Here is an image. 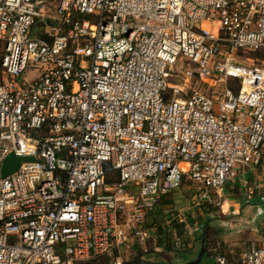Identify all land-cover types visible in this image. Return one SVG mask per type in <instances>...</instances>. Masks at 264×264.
<instances>
[{"label": "built area", "instance_id": "2783aa9c", "mask_svg": "<svg viewBox=\"0 0 264 264\" xmlns=\"http://www.w3.org/2000/svg\"><path fill=\"white\" fill-rule=\"evenodd\" d=\"M263 156L264 0H0V264L148 253L162 196L215 203Z\"/></svg>", "mask_w": 264, "mask_h": 264}, {"label": "crops", "instance_id": "0c3cea01", "mask_svg": "<svg viewBox=\"0 0 264 264\" xmlns=\"http://www.w3.org/2000/svg\"><path fill=\"white\" fill-rule=\"evenodd\" d=\"M262 172L264 173V156L258 167H250L244 170L243 173L238 174L232 181L233 183L237 182L235 186H237L238 189L242 188V193H240L239 196L228 194L230 192L227 193L225 189H223L222 199H220L228 203L230 207L228 206L229 208L225 211L215 213L219 218V220L213 224L218 229L217 236L215 237V249L208 250L206 254L208 261H204V264H217V256L226 258L228 264H239V256L242 251L252 247L264 246V174ZM245 184L250 186L249 194L246 193ZM242 201L244 204L249 205V207L246 206L243 210ZM252 202L260 204V206L263 207V209L260 208L258 211V215L253 216V218L250 216V206L253 205ZM209 203L213 204L214 201ZM216 205L219 207L220 203L217 201ZM259 221H261L260 226L254 224ZM199 233L200 230L197 231V234ZM155 235L157 236L156 233ZM180 242L182 244V241ZM129 245L133 249V244L130 243ZM196 248L195 242L191 239L187 245V249L196 252ZM154 252L161 253L163 251L161 248L155 247ZM144 264L158 263H156V261H145Z\"/></svg>", "mask_w": 264, "mask_h": 264}, {"label": "rangeland", "instance_id": "374dc122", "mask_svg": "<svg viewBox=\"0 0 264 264\" xmlns=\"http://www.w3.org/2000/svg\"><path fill=\"white\" fill-rule=\"evenodd\" d=\"M245 52V51H244ZM242 56H245V53H242ZM238 55V54H237ZM239 56V55H238ZM176 70L178 71L176 74L179 78L182 77V73L183 70L185 68V66H180L179 64L175 65ZM36 78V76L34 77L33 74H29L28 72H25L24 74H22L18 81L19 82H32L34 79ZM203 90L205 92H208L211 94V92H214L213 94L218 95V93L220 92L219 88L216 89H212L211 91H208L207 89H205V87H203ZM263 171V169H262ZM263 173V172H262ZM264 174V173H263ZM262 179V178H261ZM237 183V182H236ZM236 183H230L227 184L224 189L227 192V190H230V193L228 194H233L234 196H239L241 192V189H238L237 186H235ZM245 188H246V193L249 194L250 193V186L245 184ZM231 187V188H229ZM236 192V194H234V192ZM198 195L195 193V191L192 189V187L185 181L182 186L174 191L169 192L168 194V198L169 200H171L173 202V205L171 206H166L162 208L161 213H165V220H164V226L166 227H171L170 226V222L171 220H168V215H174V217H176V220L181 223L182 221L186 223L185 225V229L187 230V233L189 234V238L191 239V237H195V234L197 233V231L200 230V223H198L197 217L202 214V211L200 209V204H202L203 202L201 200H199V198L197 197ZM222 199V198H221ZM221 199H218V202L220 203V206L218 207L216 204L217 202H215V204H211V207L215 208L217 212L219 211H225L227 210L230 205L228 203H225V201H221ZM241 202V201H239ZM242 209L244 210V208L247 206L249 207V205L244 204V202L242 201ZM250 204V203H248ZM253 205H251V218H253V216L258 215V211L260 210V208L263 209V207L260 206V204H256L255 202H252ZM229 206V207H228ZM221 209V210H220ZM187 215H189L191 222L188 223L186 222V217ZM198 215V216H197ZM156 213L155 210L153 209L151 212H149L145 218V229L147 230H151L149 229L148 225L149 223H151L153 221V219L155 218ZM201 218L203 219V216H201ZM188 223V224H187ZM216 223V220H213L211 224ZM261 221L259 222H255L254 224L260 226ZM199 229V230H198ZM156 233V230L153 228L151 230V233L156 237L154 231ZM157 234V233H156ZM158 235V234H157ZM190 239L186 242V244H181V240L176 239V246L178 248H180V250H183V246H186L187 249V245L190 242ZM130 243L133 244V248L130 245H127L126 247H122L121 252L119 254V257L116 261H108L104 264H123V263H127V262H133V264H144L145 261L147 262H151V261H156V263L158 264H187L190 263L192 261H194L197 257V254L195 251H179L176 253L173 252H161V253H156L153 252V250H150L152 248V246L148 249V252H152V253H148L145 255L140 256L141 260H139V262L134 263L136 257H139V255L142 252V250L134 244L133 241H131ZM129 244V243H128ZM148 248V246H147ZM138 261V260H137ZM204 261H208V257L206 255H204V257L202 258L201 262L199 264H204Z\"/></svg>", "mask_w": 264, "mask_h": 264}, {"label": "trees", "instance_id": "16d2710c", "mask_svg": "<svg viewBox=\"0 0 264 264\" xmlns=\"http://www.w3.org/2000/svg\"><path fill=\"white\" fill-rule=\"evenodd\" d=\"M53 24H56V22L53 21ZM117 180L116 178V174H114L113 172H109V176L107 181L110 183H113ZM184 183V182H183ZM182 183V184H183ZM236 183V182H234ZM182 186V185H181ZM180 186V187H181ZM179 187V188H180ZM176 190V189H175ZM174 191V190H173ZM230 192V190H227V193ZM234 193H236L235 191H233ZM169 194V193H168ZM168 194L162 196L159 200V202L157 203V205L153 208L155 210L156 216L153 219V221L151 223H149L148 227L149 229H155L157 235V244H156V248H161L163 252H179V251H189V249H186V246H183V250H180V248H178L176 246V239H180L182 241V244H186V242L190 239L189 238V234L187 233V230L185 229V222H181L179 223L176 220V217H174V215H168V220H171L170 222V228L164 226V218H165V213H161L162 208L166 207V206H171L173 205V202L168 198ZM152 209V210H153ZM200 209L202 211V214H200L197 217L198 223H200V233L199 234H195V237H191V239L193 240V242H195L196 244V254L199 253L200 251V246H201V242L204 241L203 246L205 249V253L204 255H206L208 253V250L211 249H215V244H216V236L218 233V229L211 224L213 220H219V218L215 215V213L217 212L215 208L211 207V204L209 202H203L202 204H200ZM151 210V211H152ZM150 211V212H151ZM201 216H203V219L201 218ZM186 222L190 223V217L189 215H187V217L185 218ZM187 223V224H188ZM188 239V240H187ZM190 239V240H191ZM187 240V241H186ZM134 249V248H133ZM150 250L154 249L151 248ZM148 253H152V252H148ZM147 254V253H145ZM144 253H141L139 255V257H136L134 263H138L139 260H141L140 256L145 255ZM203 255V257H204ZM118 257V254L116 253L114 255V259H109L108 257H100L97 259H93L87 262H80V263H75V264H104L106 262L110 261H115V258ZM202 257V258H203ZM138 260V261H137ZM123 264H133V262H127V263H123Z\"/></svg>", "mask_w": 264, "mask_h": 264}, {"label": "water", "instance_id": "95a60500", "mask_svg": "<svg viewBox=\"0 0 264 264\" xmlns=\"http://www.w3.org/2000/svg\"><path fill=\"white\" fill-rule=\"evenodd\" d=\"M26 160H31V158L14 157L12 155H9L4 160V162L2 164L1 175L2 176H7L9 174L14 173L18 169L20 163L22 161H26ZM203 243H204V241L201 242L200 251L197 254L196 259L194 261L190 262V263H187V264H199L201 262L202 257H203V255L205 253V249H204Z\"/></svg>", "mask_w": 264, "mask_h": 264}]
</instances>
